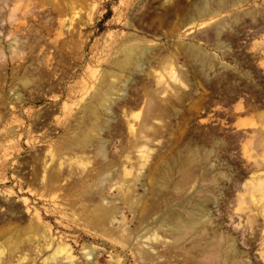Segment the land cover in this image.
Here are the masks:
<instances>
[{"label":"rangeland","instance_id":"rangeland-1","mask_svg":"<svg viewBox=\"0 0 264 264\" xmlns=\"http://www.w3.org/2000/svg\"><path fill=\"white\" fill-rule=\"evenodd\" d=\"M262 206L264 0H0V264H264Z\"/></svg>","mask_w":264,"mask_h":264},{"label":"bare ground","instance_id":"bare-ground-1","mask_svg":"<svg viewBox=\"0 0 264 264\" xmlns=\"http://www.w3.org/2000/svg\"><path fill=\"white\" fill-rule=\"evenodd\" d=\"M128 59L131 60L130 57H128ZM142 156H143V155H142ZM257 184H258V185H261L262 182H261V181H258ZM109 203H110V202H109ZM111 209H113V208H111ZM97 211H98L97 219H98L99 221L107 220V219H109L110 216H111V210H110V209L100 207V209L97 210ZM263 212H264V206H262V208H261V215H262V217L264 218V213H263Z\"/></svg>","mask_w":264,"mask_h":264}]
</instances>
